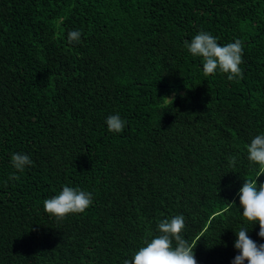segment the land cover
Instances as JSON below:
<instances>
[{
    "label": "trees",
    "instance_id": "1",
    "mask_svg": "<svg viewBox=\"0 0 264 264\" xmlns=\"http://www.w3.org/2000/svg\"><path fill=\"white\" fill-rule=\"evenodd\" d=\"M200 31L242 42L243 79L203 74ZM262 134L264 0H0V264H123L175 215L197 264H232L241 227L264 244L239 204ZM64 186L93 202L58 221Z\"/></svg>",
    "mask_w": 264,
    "mask_h": 264
},
{
    "label": "clouds",
    "instance_id": "2",
    "mask_svg": "<svg viewBox=\"0 0 264 264\" xmlns=\"http://www.w3.org/2000/svg\"><path fill=\"white\" fill-rule=\"evenodd\" d=\"M81 33L73 30L68 33L69 43H79ZM187 50L193 56L203 60V74L207 77L215 75L217 70L227 74L229 81L237 82L243 79L240 65L244 45L239 39L221 46L217 39L209 32L200 31L191 42L185 41ZM167 98V97H166ZM172 101V98H168ZM110 132L121 133L126 121L118 114L110 115L106 119ZM248 159L259 166L254 178L244 180L239 190V204L243 209L242 216L250 224L259 225L257 235L264 238V183L257 184V179L264 175V134L256 135L247 146ZM12 166L19 172L32 164L28 155L14 153L11 157ZM236 157L230 158V165H234ZM10 179L19 180L13 174ZM92 194L77 188L64 186L62 191L44 201V211L63 221L70 214H81L92 204ZM232 204V203H230ZM185 229L183 215H175L170 220L163 219L158 224L159 235L145 241V246L135 252L131 260L125 259L123 264H197L193 249L182 233ZM249 228L241 227L236 233L234 248L239 251L232 264H264V244H257L248 235Z\"/></svg>",
    "mask_w": 264,
    "mask_h": 264
}]
</instances>
